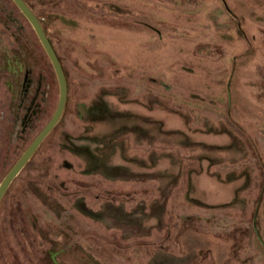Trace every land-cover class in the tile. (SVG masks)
Masks as SVG:
<instances>
[{
    "label": "rangeland",
    "instance_id": "1",
    "mask_svg": "<svg viewBox=\"0 0 264 264\" xmlns=\"http://www.w3.org/2000/svg\"><path fill=\"white\" fill-rule=\"evenodd\" d=\"M26 1L69 94L0 202V264H264V0ZM15 5L0 181L60 94Z\"/></svg>",
    "mask_w": 264,
    "mask_h": 264
},
{
    "label": "water",
    "instance_id": "2",
    "mask_svg": "<svg viewBox=\"0 0 264 264\" xmlns=\"http://www.w3.org/2000/svg\"><path fill=\"white\" fill-rule=\"evenodd\" d=\"M16 5V7L21 11V13L28 19L29 24L35 31L37 37L39 38V42L45 50L48 59L56 73V78L59 85V97L58 104L56 110L53 112L50 120L47 122L45 127L41 128V130L37 133L32 142L25 148L23 153L20 155L19 159L9 171L5 174L4 178L0 181V202L2 198L5 196L6 192L9 190L12 182L16 179V177L20 174L22 169L31 161L39 146L42 145L43 141L48 137L51 131L56 127L61 117L66 111L69 87L67 81V74L61 62V58L54 47L52 40L47 34L45 27L43 26V22L40 17L32 10L30 4L26 0H12Z\"/></svg>",
    "mask_w": 264,
    "mask_h": 264
},
{
    "label": "flooded vegetation",
    "instance_id": "3",
    "mask_svg": "<svg viewBox=\"0 0 264 264\" xmlns=\"http://www.w3.org/2000/svg\"><path fill=\"white\" fill-rule=\"evenodd\" d=\"M31 109L29 107V109L27 110V112H29ZM26 121L27 123L29 122V118H28V113H26ZM12 122L13 124L11 125V127H9V144L11 145L12 144V141L15 140L16 141V135H15V138H14V133H13V130L14 128H18V115L16 113V115L14 114L13 117H12ZM22 125L24 126V120H22ZM8 126L6 125H1L0 126V145H1V142H4L6 141V136H7V131H6V128ZM12 132V133H11ZM9 145V146H10ZM9 161V160H8ZM8 161L6 163H8ZM16 162V161H15ZM11 168V167H10Z\"/></svg>",
    "mask_w": 264,
    "mask_h": 264
}]
</instances>
